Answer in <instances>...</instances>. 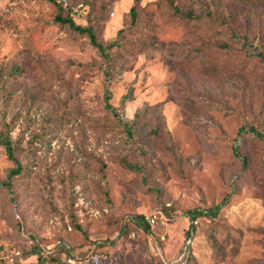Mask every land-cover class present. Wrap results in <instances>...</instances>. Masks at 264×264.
<instances>
[{
  "label": "rangeland",
  "instance_id": "1",
  "mask_svg": "<svg viewBox=\"0 0 264 264\" xmlns=\"http://www.w3.org/2000/svg\"><path fill=\"white\" fill-rule=\"evenodd\" d=\"M55 1L107 44L125 32L111 103L130 121L140 111L138 132L103 110L87 36L55 23L47 0H0V116L25 168L5 188L14 163L0 145V264H264V139L250 131L264 135V60L251 54L264 53V5Z\"/></svg>",
  "mask_w": 264,
  "mask_h": 264
},
{
  "label": "trees",
  "instance_id": "2",
  "mask_svg": "<svg viewBox=\"0 0 264 264\" xmlns=\"http://www.w3.org/2000/svg\"><path fill=\"white\" fill-rule=\"evenodd\" d=\"M50 3H52L56 9H57V14L55 16L54 22L57 24H60L61 26L68 27L72 32L87 36L92 44V46L97 50L100 58H101V64L99 65V69L101 70L103 76H104V95H103V110L107 115L110 116L111 119V124H114L115 126H119L125 130V132L128 134V136L133 139L137 132V119H139L140 111H137L135 113V116L133 120H128L123 118L119 111L120 108L114 106L111 103L112 97H113V91H112V86L114 82V74H115V55L113 54V50L115 49H120L122 48V41H123V35L124 31L119 30L117 36L110 41V43H105L100 40L99 38V33L95 31L94 25L89 24V25H82L78 24L73 16L70 13H65L63 7L57 3L55 0H47ZM236 1H241V0H236ZM250 1V0H246ZM141 0H136V4L140 3ZM254 4H263L264 5V0H253ZM130 16H131V21L133 24H139V19H140V13L136 10V6L132 7L130 11ZM186 16L188 18H195L196 16L194 15L193 12H188L186 13ZM241 42V46L246 48L247 50L252 51L254 49L251 44V40L249 37H245ZM124 44V43H123ZM221 49H233L230 45L228 44H220L218 46ZM258 49H263V47L257 46ZM257 49V48H255ZM256 57H259L261 60H264V53L263 52H255L251 53ZM22 71V68L19 65H15L11 69V75L12 76H18L20 72ZM4 80L0 79V92L4 90ZM134 89L131 88L125 95H123L121 99V108H124L127 103L134 101ZM4 118L0 116V145L4 148L8 158L14 163V167L10 170L6 181L3 183L4 187L7 189L13 188L14 184L13 181L16 177L22 176L25 172V168L23 164L19 161L16 155V150L13 146L12 140H11V135H10V125L5 123ZM251 132L256 134L258 137L264 139V135L261 134L259 131H257L255 128L250 129ZM246 132L245 128H242L241 133ZM122 164L127 167L128 169L134 170V171H140L143 172L142 168H140L139 165H133L131 162L123 158L122 159ZM219 210L218 207L213 211V210H201V211H193L191 220L192 221H198L199 219L205 218V217H215L216 211ZM132 222L134 224H144L145 228H149V224L145 221L144 216H136L135 218L132 219ZM126 230V228H125ZM124 234V232H123ZM215 232L212 230L211 232L208 233V241L211 245V247L214 249L215 252L218 250V244L215 239ZM39 264H46L45 261L43 260V257H39ZM159 264V263H157Z\"/></svg>",
  "mask_w": 264,
  "mask_h": 264
},
{
  "label": "built area",
  "instance_id": "3",
  "mask_svg": "<svg viewBox=\"0 0 264 264\" xmlns=\"http://www.w3.org/2000/svg\"><path fill=\"white\" fill-rule=\"evenodd\" d=\"M146 222L151 225L154 226L156 221L154 219V217H145ZM194 224H197V221H193Z\"/></svg>",
  "mask_w": 264,
  "mask_h": 264
}]
</instances>
